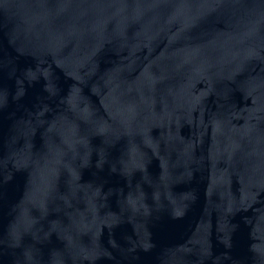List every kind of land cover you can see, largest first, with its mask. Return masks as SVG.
<instances>
[{
    "label": "water",
    "instance_id": "95a60500",
    "mask_svg": "<svg viewBox=\"0 0 264 264\" xmlns=\"http://www.w3.org/2000/svg\"><path fill=\"white\" fill-rule=\"evenodd\" d=\"M0 264H264V0H0Z\"/></svg>",
    "mask_w": 264,
    "mask_h": 264
}]
</instances>
